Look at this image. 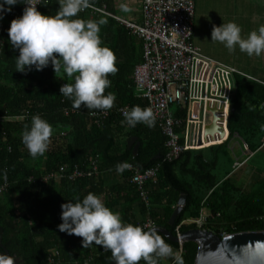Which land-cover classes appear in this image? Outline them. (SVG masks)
<instances>
[{
  "label": "trees",
  "instance_id": "1",
  "mask_svg": "<svg viewBox=\"0 0 264 264\" xmlns=\"http://www.w3.org/2000/svg\"><path fill=\"white\" fill-rule=\"evenodd\" d=\"M237 1L240 3L228 2L234 6ZM88 3L105 6L109 13L118 15L117 0H88ZM24 7L17 4L0 21V42L4 45L0 49V187L7 184L0 195V227L2 244L13 259L22 264H113L109 250L94 243L82 247L81 237L58 230L62 223L61 205L75 202L77 197L82 200L89 192L100 196L124 222L142 226L151 220L157 228H165L174 235L178 226L181 234L197 229L195 221L202 211L208 215L203 230L219 237L223 232L233 235L264 231V168L252 167L243 178L248 179L241 180L240 173L246 167L234 171L232 153L234 157L239 153L236 155L230 149L231 142L236 140L242 147L247 145L250 155H254L248 162L264 158V80L236 76L227 141L208 148L188 149L178 160L168 162L167 137L158 126L149 128L141 123L130 128L122 124L126 118L122 117L121 109L137 105L148 108V102L138 97L132 79L143 59L142 41L108 16L78 11L71 17L84 22L105 21L99 24L101 46L110 48L116 56L118 71L109 74L111 87L105 89V95L112 92L117 99L107 110L109 117L96 124L90 114L101 110H88L83 105L80 109L73 108L72 101L61 96L60 87L74 83V79L63 72L55 74L51 64L43 71L33 68L27 74L16 72L19 51L8 43L7 30L10 22L22 15ZM243 7L252 13L251 4ZM59 8L60 0H44L37 10L55 16ZM258 12L264 17V7L260 6ZM173 114L187 119L184 109L173 108ZM34 115H40L53 126L46 153L36 158L29 155L21 140L24 126L30 125ZM133 138L140 143L137 153L134 146H129ZM122 162L133 164L141 172L160 166L157 182L146 185L150 207L131 182L134 172L115 171V165ZM94 164L97 173L88 176ZM61 167L69 171L79 167L86 175L76 181L40 180L42 176L58 173ZM256 172L260 173L257 178ZM249 182L251 185L246 187ZM183 195L187 196L186 205L171 226L170 219ZM166 242L171 244L173 255L161 259L160 264H177L178 260L196 264L199 250L196 243H185L176 260L180 245Z\"/></svg>",
  "mask_w": 264,
  "mask_h": 264
},
{
  "label": "clouds",
  "instance_id": "2",
  "mask_svg": "<svg viewBox=\"0 0 264 264\" xmlns=\"http://www.w3.org/2000/svg\"><path fill=\"white\" fill-rule=\"evenodd\" d=\"M88 0H60L55 16L43 15L32 0H0V21L17 4L26 5L20 17L10 22L7 30L8 43L19 51L15 59L16 72L27 74L33 68L43 71L51 67L55 74L63 72L74 79L60 87L61 96L72 101L75 109L83 105L88 110L107 111L114 106L117 97L105 89L111 87L109 74H115L114 52L101 46L99 24L105 21L71 19ZM124 11H131L122 6ZM242 28L235 22L213 25L211 42L223 44L230 53L238 46L248 56L264 53V25L251 31L247 38L241 35ZM4 45L0 42V49ZM149 128L155 126L156 117L151 108L134 106L122 124L130 128L137 124ZM53 135V126L40 115L31 118L21 134L23 145L32 158L43 156ZM131 165L117 163L115 171L122 174ZM61 221L58 230L82 238V247L91 244L109 250L114 264H160V260L173 255V249L157 229L145 231L139 225L124 222L118 212L105 205L102 198L89 192L82 200L61 205ZM177 264H183L178 260Z\"/></svg>",
  "mask_w": 264,
  "mask_h": 264
},
{
  "label": "built area",
  "instance_id": "3",
  "mask_svg": "<svg viewBox=\"0 0 264 264\" xmlns=\"http://www.w3.org/2000/svg\"><path fill=\"white\" fill-rule=\"evenodd\" d=\"M44 0H32L37 7ZM26 6V5H25ZM80 12L92 15L108 16L122 26L129 29L143 44L142 62L135 68L132 79L138 97L148 102L156 117L155 125L167 137L168 152L165 161L178 160L188 149H201L219 145L227 141L230 133L228 129L229 110L236 90V76L246 77L257 81L235 67L206 55L194 42V18L196 0H143L141 20L134 21L120 15L108 12L107 8L98 7L87 2ZM173 108L187 111V119L176 118ZM131 109L120 110L123 118ZM215 111L218 131L207 133L212 124ZM76 113L77 111H72ZM70 112H66L68 115ZM96 124L109 117L108 111L90 114ZM183 130V133L179 131ZM224 133V136L221 134ZM182 138L184 143H182ZM233 151V150H232ZM244 159L237 158L236 168L240 169L250 159L247 145L243 146ZM128 171L134 172L131 182L137 185L141 199L150 207L147 183H156L159 167L141 172L130 164ZM97 173L94 164L93 172ZM86 174L79 167L70 171L61 167L58 173L42 176V182L68 179L76 181ZM7 188V184L0 187V195ZM208 215L202 211L200 218L195 221L197 229L203 230ZM145 231L157 228L151 220L141 226ZM176 236H180V226L176 228ZM222 233V237H227ZM183 247L177 253L178 260Z\"/></svg>",
  "mask_w": 264,
  "mask_h": 264
},
{
  "label": "rangeland",
  "instance_id": "4",
  "mask_svg": "<svg viewBox=\"0 0 264 264\" xmlns=\"http://www.w3.org/2000/svg\"><path fill=\"white\" fill-rule=\"evenodd\" d=\"M218 0H196V16H195V22H194V42L197 46H199L202 51L216 59L222 62H225L227 64L235 65L238 67L243 68L244 70L248 71L249 73H254V67H257L264 71L263 67H261L260 62L257 61V58L259 56H248L246 53H243L239 50L238 46L236 50L232 53L228 51V49L221 43L211 42V32L213 25L220 26L222 23H228V22H235L237 23L241 28L242 32L241 35L244 38H247L248 34L253 31L257 30L260 26L261 19H254L251 21L248 17L251 14V12L245 11L244 5L245 1H249V3H253V0H239L240 3L237 1V5L231 6L229 4V0H221V3H217ZM243 5V6H242ZM121 5L118 4L117 7V13L126 18L131 17L132 13L127 11H123L120 7ZM261 6L264 7V3H261ZM246 7V6H245ZM258 16V13L257 15ZM263 55V53L261 54ZM260 66V67H259ZM236 141V140H235ZM232 143L230 149H232ZM241 146V145H240ZM234 151L237 154L238 153V147L235 145ZM233 160L235 162L234 165V171H240V169L236 168L237 164V158L234 157V154L232 153ZM243 160V159H242ZM246 167L243 169V171L240 173V179L243 180L245 174L247 175L251 168H264V158L260 157L259 159L255 160L254 162H249L247 165L243 166ZM244 173V174H243ZM260 173H255V178L259 177ZM248 178H245L243 181L247 180ZM251 185V182H249L246 187H249Z\"/></svg>",
  "mask_w": 264,
  "mask_h": 264
},
{
  "label": "water",
  "instance_id": "5",
  "mask_svg": "<svg viewBox=\"0 0 264 264\" xmlns=\"http://www.w3.org/2000/svg\"><path fill=\"white\" fill-rule=\"evenodd\" d=\"M212 112L214 115L213 122L206 129L207 133L210 134L218 131L215 111ZM221 135L224 136V133ZM136 142L137 138H133L129 142L130 147L134 146V153H137L140 147V143ZM186 201L187 196H181L178 206L170 219L169 224L171 226L175 225L186 205ZM154 229H157L166 238V241L178 244L181 247L188 242L196 243L199 248L196 264H264V231L238 233L222 238L210 231L201 229L189 230L180 236L174 235L165 228ZM2 236L3 229L0 227V243L2 242ZM1 247L4 249L5 257H9V253L4 246ZM3 261L4 258L2 259ZM10 262L12 264V260Z\"/></svg>",
  "mask_w": 264,
  "mask_h": 264
},
{
  "label": "crops",
  "instance_id": "6",
  "mask_svg": "<svg viewBox=\"0 0 264 264\" xmlns=\"http://www.w3.org/2000/svg\"><path fill=\"white\" fill-rule=\"evenodd\" d=\"M254 2L253 3H249V1H245L246 3H245V5L244 6H246L247 4H251L252 5V13L249 15V19L251 20V21H253L254 19H261V23H262V21L264 20V17H262V16H260L259 15V12H258V8L261 6V3L263 4L264 3V0H253ZM117 3L118 4H120L121 6V9L123 10V7L122 6H127L128 8H130L131 9V11H127L126 13H132V16L130 17H126L127 19H130V20H138V21H140L141 20V10H142V3H143V0H117ZM245 9V8H244ZM124 11V10H123ZM257 13H258V16H256L257 15ZM119 15V14H118ZM125 17V16H124ZM254 22V21H253ZM194 33H195V31H194ZM196 44V43H195ZM199 47V46H198ZM257 61L258 62H260V64L259 65H261V67H263V69H264V53H263V55H260L258 58H257ZM225 63V62H224ZM227 64V63H226ZM231 65V64H230ZM235 66V65H234ZM235 67H237L238 69H240L241 71H243L244 73H246V74H248V75H252L253 77L254 76H256L258 79H261V80H264V71L263 70H261V69H259V68H257V67H254L253 69H254V73L252 74V73H249L248 71H246V70H244L243 68H241V67H238V66H235ZM260 67V66H259ZM235 145H237V147H238V153H239V155H237L236 153H235V151H234V147H235ZM231 150H233V152L238 156H236V158H238V159H244V155L242 154V150H243V147L242 146H240V144H239V142L238 141H233V143H232V149ZM254 155L252 154L251 156H250V158L251 157H253ZM256 157V156H255ZM254 157V158H255ZM249 161V160H248ZM249 163V162H248Z\"/></svg>",
  "mask_w": 264,
  "mask_h": 264
},
{
  "label": "flooded vegetation",
  "instance_id": "7",
  "mask_svg": "<svg viewBox=\"0 0 264 264\" xmlns=\"http://www.w3.org/2000/svg\"><path fill=\"white\" fill-rule=\"evenodd\" d=\"M1 246H4L3 244H2V242L0 243V250L2 249V250H4ZM5 248V247H4ZM9 255V257L7 256V257H5V254H4V251L3 252H0V263H5L6 264V262H8L9 264H11V262H10V260H12V264H22V262L20 261V260H18V259H13L11 256H10V254H8ZM4 258V261L2 262V259ZM10 258V259H9ZM17 261H19V262H17Z\"/></svg>",
  "mask_w": 264,
  "mask_h": 264
}]
</instances>
